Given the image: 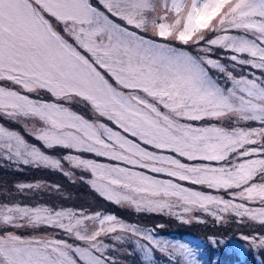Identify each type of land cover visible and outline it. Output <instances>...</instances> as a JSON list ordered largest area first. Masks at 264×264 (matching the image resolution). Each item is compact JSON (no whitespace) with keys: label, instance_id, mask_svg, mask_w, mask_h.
<instances>
[{"label":"snow or ice","instance_id":"6c2138e0","mask_svg":"<svg viewBox=\"0 0 264 264\" xmlns=\"http://www.w3.org/2000/svg\"><path fill=\"white\" fill-rule=\"evenodd\" d=\"M215 50L231 69L212 58ZM76 101L96 118L65 106ZM0 115L37 122L31 134L45 148L120 162L63 157L89 171L91 186L116 204L169 214L198 209L216 221L232 213L264 224V0H0ZM225 117L236 126L211 122ZM0 152L25 165L63 167L4 126ZM178 181L223 189L229 198ZM0 224L53 227L72 240L5 232L0 264H115L101 238L122 241L118 232L135 237L146 258L156 248L200 264L197 249L158 240L114 214L4 205ZM241 238L264 248V236Z\"/></svg>","mask_w":264,"mask_h":264},{"label":"rangeland","instance_id":"374dc122","mask_svg":"<svg viewBox=\"0 0 264 264\" xmlns=\"http://www.w3.org/2000/svg\"><path fill=\"white\" fill-rule=\"evenodd\" d=\"M98 3V0H93ZM180 46V45H178ZM184 47V46H181ZM185 50L196 53L192 46L184 47ZM229 53H224L226 57ZM213 59H220V62L227 65L229 69L232 62L221 56L220 50H215ZM210 74L214 78H219L222 84L226 83L218 70L210 69ZM245 72H255L259 70L246 68ZM236 73H240L237 67ZM35 98V94H31ZM41 99L48 97L41 95ZM72 111L84 115L85 118L95 119L96 114L91 111L85 102L76 101L66 103ZM109 126H112L110 122ZM220 123L224 127L236 126L227 117L222 121H211ZM200 124L201 122H195ZM35 125H40L32 120H12L11 118L0 115V126L7 127L9 130L19 132L29 143L40 147L46 155L59 159L62 162V169H54L46 166L37 167L34 164L25 165L22 162L8 157L0 152V207L4 205L20 206H47L55 209L83 210L87 214L101 212L104 214H114L118 219L126 223L136 225L141 229L151 230L156 239L167 241L169 244L185 243L189 247L197 249V259L200 264H264V248L253 245L250 241H245L242 236H264V224L258 220L253 221L247 217L241 219L232 213L224 214L223 221H216L214 217L201 210H194L192 213L183 214L179 208L172 210L175 214H169L167 209L163 211H137L134 206L128 204H117L115 207L113 201H109L94 189L89 181L93 179L89 171L75 168L63 159L65 155H80L84 159L96 160L99 163H120L112 162L105 157L97 160L92 158V153H78L74 150L64 149L56 146L45 148L42 142L37 141L31 134V129ZM242 127H259L258 122L239 123ZM169 155L171 153H163ZM183 162L192 163L181 158ZM120 166H125L122 163ZM130 167V166H129ZM137 171H146L134 169ZM69 173L65 175L64 173ZM156 176L158 179H168L163 174L147 173ZM182 186L192 188L197 191H205L208 194L229 197L225 190L207 189L205 186L192 185L187 181H178ZM32 184L40 187L21 189L18 185ZM239 202V201H237ZM250 207L256 205L250 204ZM122 207V208H121ZM183 217V219L181 218ZM184 220L190 222L185 223ZM5 232H12L24 238L31 237H55L72 240L61 230L48 226H26L15 227L12 225L0 224V235ZM122 235V241H115L112 236L102 237L114 251L109 255L115 261V264H184L182 257L169 255L167 252H161L153 248L151 258H146L143 251L136 245L135 237L128 238L127 234ZM213 240L216 243H213ZM141 243H144L141 241ZM172 249L169 248V252Z\"/></svg>","mask_w":264,"mask_h":264},{"label":"trees","instance_id":"16d2710c","mask_svg":"<svg viewBox=\"0 0 264 264\" xmlns=\"http://www.w3.org/2000/svg\"><path fill=\"white\" fill-rule=\"evenodd\" d=\"M184 47H187V48H189V46H184ZM92 156V158H97V160H101V159H103V158H101V157H97V156H95V155H91ZM112 162H115V161H112ZM115 207L117 206V207H120V206H118L117 204H113ZM122 208V207H121Z\"/></svg>","mask_w":264,"mask_h":264}]
</instances>
